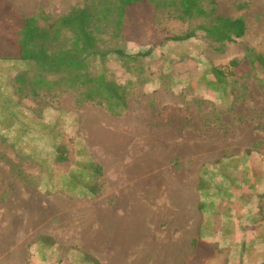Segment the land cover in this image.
Here are the masks:
<instances>
[{
  "label": "rangeland",
  "instance_id": "374dc122",
  "mask_svg": "<svg viewBox=\"0 0 264 264\" xmlns=\"http://www.w3.org/2000/svg\"><path fill=\"white\" fill-rule=\"evenodd\" d=\"M87 2L0 0V55L16 52L15 16L48 27ZM215 3L244 20L242 37L156 45L188 24L147 6L128 41L104 35L101 49L130 56L91 71L125 109L78 104L81 89L19 92L15 77L36 67L0 60V264H264V67L244 59L264 56V0Z\"/></svg>",
  "mask_w": 264,
  "mask_h": 264
},
{
  "label": "trees",
  "instance_id": "16d2710c",
  "mask_svg": "<svg viewBox=\"0 0 264 264\" xmlns=\"http://www.w3.org/2000/svg\"><path fill=\"white\" fill-rule=\"evenodd\" d=\"M148 7L153 11L165 10L177 21L188 24L185 33H168L157 42L184 41L194 37L198 32L214 43L233 42L245 32V23L241 18H229L216 14L215 0H88L82 7L71 8L68 13L57 18L48 27L38 25L35 17L15 16L17 38L13 45L15 54L0 55L2 61L28 62L36 67V72L24 71L15 77L18 91L23 89L37 95L40 91L77 90L80 99L89 101L106 100L110 105L126 108L118 86L106 80L101 73L94 75L91 66L94 62H103L107 55L120 58L128 57L121 48L101 49L104 35L118 41H128L127 23L136 7ZM151 14V15H152ZM68 34V43L55 47L61 38ZM133 58L146 57L150 49L137 53ZM244 59L254 67L259 62L264 67V56L254 55L247 50ZM240 63L233 60L234 67ZM222 75L223 71L215 69ZM44 74L56 76L47 79ZM110 106V108H111ZM56 160H66L63 146L58 149ZM199 245V238L192 240V250ZM211 247V243H209Z\"/></svg>",
  "mask_w": 264,
  "mask_h": 264
},
{
  "label": "bare ground",
  "instance_id": "6f19581e",
  "mask_svg": "<svg viewBox=\"0 0 264 264\" xmlns=\"http://www.w3.org/2000/svg\"><path fill=\"white\" fill-rule=\"evenodd\" d=\"M155 162L157 163L158 162V160H157V156L155 157ZM152 193L155 195L156 194V188L155 187H153V189H152ZM160 201L159 200H157L155 203H156V207H155V209L154 210H152V212L151 213H153V212H160L161 214H162V212H163V208H161V206L158 204ZM152 215V214H151ZM153 215H155V213H153ZM153 217V216H152ZM107 227V226H106ZM174 249H175V252H177V248H176V245L174 246Z\"/></svg>",
  "mask_w": 264,
  "mask_h": 264
}]
</instances>
